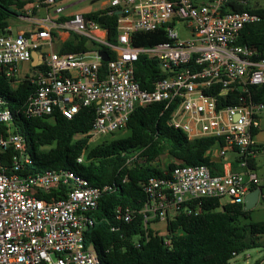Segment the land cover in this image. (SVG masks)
Masks as SVG:
<instances>
[{"label":"built area","instance_id":"built-area-1","mask_svg":"<svg viewBox=\"0 0 264 264\" xmlns=\"http://www.w3.org/2000/svg\"><path fill=\"white\" fill-rule=\"evenodd\" d=\"M228 2L250 4V0L203 4L111 0L110 6L120 11L116 44L108 42L107 30L95 21L73 14L64 26L92 41L94 48L80 54L48 53L41 68L25 78L34 91L20 114L39 118L57 113L69 120L82 108L93 107L91 126L84 135L88 141L124 128L135 106L154 103L170 109L167 124L188 140H213L205 154L220 164L222 172L214 174L205 165L180 164L163 171L162 177L149 178L142 185L145 202L138 211L143 226L166 224L180 212L197 213L204 199L243 203L254 189H259L256 203L264 208V190L253 167L258 153L254 135L264 105L250 94L251 88L264 84V59H256L253 48L235 44L244 25L259 22L261 16L247 11L221 13ZM175 22L183 24L187 38L179 39ZM160 27L165 42L148 48L131 45L133 33ZM49 41L47 28L16 35L0 33V73L11 87L18 84L21 64ZM99 51L106 52L107 62L101 60ZM140 55L158 60L164 69L165 76L151 90L141 89L134 76ZM229 95H235L233 105L226 104ZM13 117L0 96V264H100L85 244L84 232L93 224L89 214L111 187L91 186L68 169L31 173L24 138L11 129ZM8 150L11 155L5 161ZM229 153L233 155L230 160L226 159ZM83 161V154L76 158V163ZM54 191H63V196L40 197ZM114 215L116 221L129 223L134 212L118 206ZM256 262L263 264L264 259Z\"/></svg>","mask_w":264,"mask_h":264},{"label":"trees","instance_id":"trees-1","mask_svg":"<svg viewBox=\"0 0 264 264\" xmlns=\"http://www.w3.org/2000/svg\"><path fill=\"white\" fill-rule=\"evenodd\" d=\"M31 1L0 0V33L6 30L7 19L17 16ZM232 11L261 16L259 22L244 25L235 44L253 48L256 59H264V8L228 2L220 9L221 13ZM116 12L117 8L109 7L87 15L89 20L107 30L110 44H116L118 34ZM166 40L163 27L131 35L134 47L148 48ZM67 46L64 45L65 50ZM134 76L141 89L151 90L154 82L165 75L158 60L140 55ZM33 91L34 86L28 79L11 87L0 73V96L7 101L14 116L11 129L24 138L25 152L32 161L27 169L31 173L68 169L91 186L111 187L99 199L97 209L89 214L93 224L84 232V242L94 250L100 264H228L236 255L256 246L264 236V221H252V209L245 211L243 203H222L218 198L202 200L197 213L173 215L166 223L164 236L151 230L149 225H142L138 213L145 202L142 185L149 178L163 176L164 170L154 165L160 156L170 158L167 170L182 164L205 165L214 174L222 172L220 164L205 154L213 140L190 141L181 131L170 127L167 124L170 109H165L164 104L135 106L123 128L124 137L92 144L84 135L91 126L93 107L82 108L69 120L57 113L25 118L19 111ZM250 94L254 101L264 105V84L251 88ZM229 98L226 104L233 105L235 95ZM81 154L84 161L76 163ZM10 155L11 150H8L5 161ZM49 196L60 199L63 191L40 197ZM118 206L134 212L132 221L115 220L114 210ZM166 240L169 245L164 244Z\"/></svg>","mask_w":264,"mask_h":264},{"label":"crops","instance_id":"crops-1","mask_svg":"<svg viewBox=\"0 0 264 264\" xmlns=\"http://www.w3.org/2000/svg\"><path fill=\"white\" fill-rule=\"evenodd\" d=\"M110 1L111 0H53L52 3H46L45 0H32L19 10L17 16L9 17L7 19V28L4 31L6 34L16 35L19 33H32L41 28H47L50 33V41L36 50L42 55V59L35 58L34 51L31 54L30 61L21 64L20 70L16 75L18 84L21 80L33 74L34 70L38 69L37 67L40 66L41 68L42 60L48 53L80 54L84 51L92 50L94 48V43L92 41L67 29L64 24L73 14L78 13L86 19L89 13L109 8L111 7ZM192 1L196 4H203L210 0ZM98 2L99 4L97 5ZM57 9H60V11L58 12ZM97 34L102 35L101 32H97ZM64 45H69L67 49L70 52H68L67 49L65 50ZM73 48H79V50L71 51ZM149 227L158 235L164 236L166 234L165 223L154 222L151 223Z\"/></svg>","mask_w":264,"mask_h":264},{"label":"rangeland","instance_id":"rangeland-1","mask_svg":"<svg viewBox=\"0 0 264 264\" xmlns=\"http://www.w3.org/2000/svg\"><path fill=\"white\" fill-rule=\"evenodd\" d=\"M98 4L99 2L97 3V5ZM250 4L257 5V6L264 8V0H250ZM82 6H85V5H82ZM174 29L177 31L179 39L187 38V32L184 30L182 23L175 22ZM125 135H126V131L122 128L121 130L114 132L113 136H111L110 134H107L104 136L93 138L89 142L92 144H97L104 140L116 139L119 137H124ZM254 141L258 149V153L255 157V170L254 171L257 174L258 178L260 179L261 187L264 190V108L260 115L259 130L254 136ZM232 157L233 155L229 153L226 159L230 160ZM170 162L171 160L170 158L167 157V155H162L156 160L154 165L166 171L167 166ZM221 202L227 203L228 199L223 198ZM251 220L252 221H264V208L262 207L260 202L256 203V205L252 208ZM261 259H264V236H261L259 238V243L256 246L244 251L243 253L236 255L234 258H232L228 262V264H254L256 261L261 260Z\"/></svg>","mask_w":264,"mask_h":264},{"label":"water","instance_id":"water-1","mask_svg":"<svg viewBox=\"0 0 264 264\" xmlns=\"http://www.w3.org/2000/svg\"><path fill=\"white\" fill-rule=\"evenodd\" d=\"M116 13H117V15H120V11H118ZM98 55L100 56V58L103 62H107L109 59L106 52H104V51H99ZM34 56H35V58H38L40 60L42 59V55H40V53L38 51L34 52ZM162 71H164V69ZM258 192H259V189H254L253 191L249 192L244 197L243 204H244V210L245 211L251 210L256 205Z\"/></svg>","mask_w":264,"mask_h":264}]
</instances>
